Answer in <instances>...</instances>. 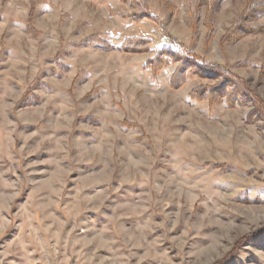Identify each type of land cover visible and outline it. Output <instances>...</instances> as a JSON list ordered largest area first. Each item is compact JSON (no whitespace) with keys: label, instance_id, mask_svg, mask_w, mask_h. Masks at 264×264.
<instances>
[{"label":"rangeland","instance_id":"1","mask_svg":"<svg viewBox=\"0 0 264 264\" xmlns=\"http://www.w3.org/2000/svg\"><path fill=\"white\" fill-rule=\"evenodd\" d=\"M146 1L0 0V264H264V0Z\"/></svg>","mask_w":264,"mask_h":264},{"label":"trees","instance_id":"2","mask_svg":"<svg viewBox=\"0 0 264 264\" xmlns=\"http://www.w3.org/2000/svg\"><path fill=\"white\" fill-rule=\"evenodd\" d=\"M130 1L131 4L134 7V10L132 13H130V18L132 21H136L139 22L142 19H149V18H154L155 15L152 13V11L149 9V7L147 6V1L146 0H127ZM208 4H211V2H213V0H207ZM201 3L203 4V0H189V7L193 10L195 7H198L199 5H201ZM206 4V3H205ZM194 14L197 15V12H195L193 10ZM247 12V11H246ZM244 14V16L242 18H240L237 22L236 25H233V27L229 30V34L234 38L235 35L237 34L238 31H243V33H249L251 32V29L249 27H244L241 24H239L240 22H246L247 21V14ZM264 14V3L261 4V9L260 11H256V10H252L251 11V15L253 17H257V16H261L262 14ZM239 25H238V24ZM259 32H264V24L261 25L258 28ZM134 38H131V40H133ZM128 42V41H127ZM126 42V43H127ZM133 43H148V39L146 38H136L134 40ZM176 52L172 53L171 55L168 56V59L170 60V56H177L180 53L182 54H186V55H179L182 56L181 58L183 59V63L181 62L177 68L178 72H191L192 74L194 73H203V72H207L208 74H205V76L209 77V78H220L221 80V84H220V89L223 87V90L225 89V87L228 85L226 84L230 79V77H227V72L224 70H220L219 67H215V66H211V65H207L205 63V61L202 60H198L196 57H194L193 54L188 53L187 51L184 50V47L181 44H176ZM164 51H166L164 48H161L159 50V52L155 53V55L152 57L153 62L157 61H161V58L159 59V56H161L160 54H162L163 56H165V54L163 53ZM181 59V60H182ZM175 60V59H174Z\"/></svg>","mask_w":264,"mask_h":264}]
</instances>
